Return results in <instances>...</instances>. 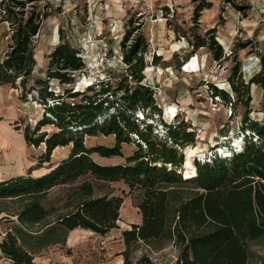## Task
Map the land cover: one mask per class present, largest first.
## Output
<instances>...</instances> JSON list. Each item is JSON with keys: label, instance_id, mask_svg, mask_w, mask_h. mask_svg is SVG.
I'll list each match as a JSON object with an SVG mask.
<instances>
[{"label": "trees", "instance_id": "1", "mask_svg": "<svg viewBox=\"0 0 264 264\" xmlns=\"http://www.w3.org/2000/svg\"><path fill=\"white\" fill-rule=\"evenodd\" d=\"M13 1L3 11L12 31L8 48L0 56V83L20 85L22 96L26 90L36 89L43 113L34 125H24L23 137L28 144L43 143L44 149L37 155V166L0 179V199L27 200L16 212L20 224L6 230L0 239V257L13 264H37L36 252L64 242L68 231L75 227L105 234L117 226L122 196L93 195L89 181L81 183L85 195L74 207L43 221L49 213L39 200L44 193L53 185L89 172L100 179H122L130 189L141 191L136 202L141 221L122 229L126 249L138 239H161L177 247L171 261H157L143 253L131 262L125 252L123 264H248L252 256L262 258L250 243L264 236V118H252L249 112L250 84H258L264 95V69L245 79L236 61L227 78L233 94L211 84L212 95H218L231 108L237 102L244 106L241 145L231 149L229 156L214 152L206 154L205 159L195 157V174L185 178L179 169L185 160L184 147L193 143L194 132L187 130L189 125L182 120L169 122L160 116L153 88L141 82L145 63L139 37L124 49L126 72L116 88L99 79L84 89L70 85L62 93H54L48 88L49 79L73 83L75 71L83 68L84 60L78 48L61 39L48 54L46 78L33 77L36 60L32 38L41 18L34 10L24 16L22 9L13 7L23 2ZM203 44L211 48L214 58L221 57V45L213 35L196 38L195 45ZM129 77L134 82L130 83ZM30 78L32 84L26 88ZM87 89L94 90L89 94ZM47 123L55 129H41ZM156 124H160V130ZM97 132L113 133L114 142L87 145L85 135ZM132 139L136 147L124 156V161L99 163L91 155L122 156V142ZM66 144H70L68 153L52 161V150ZM44 162L48 163L45 171L31 173ZM34 223L39 224L36 229L26 227Z\"/></svg>", "mask_w": 264, "mask_h": 264}, {"label": "rangeland", "instance_id": "2", "mask_svg": "<svg viewBox=\"0 0 264 264\" xmlns=\"http://www.w3.org/2000/svg\"><path fill=\"white\" fill-rule=\"evenodd\" d=\"M21 1V5L15 3L13 7L22 9L24 16L34 10L41 18L32 38L36 60L33 77L46 78L48 54L61 39L78 48L84 60L83 68L75 71L73 83L49 79L48 88L54 93H62L70 85L74 89H84L86 84L99 79L116 88L126 72L124 49L139 37L145 63L141 82L153 88L160 116L169 122H186L189 125L186 129L194 132L193 143L187 145L198 146L205 155L211 154L210 151L213 154L218 145L238 148L234 145V138H241L240 119L244 106L237 102L229 108L222 99L211 94V84L233 94L227 78L236 61L240 62L245 79L264 69V0ZM8 2L14 1L0 0V56L8 48L12 31V25L3 15ZM209 35L221 45L222 55L218 59L213 57L207 45H195L196 38H208ZM32 78L26 88L32 84ZM128 81L134 82L130 77ZM35 90H26L22 96L20 85L0 83V134L6 138L0 139V177L25 172L30 165L37 166V155L44 149L43 143L35 146L23 140L24 125H34L44 109ZM93 90L87 89L86 93L91 94ZM250 93L249 115L261 120L264 118L262 88L251 83ZM108 97L112 99L114 95L108 94ZM176 109L177 115L172 117ZM156 126L160 130V124ZM41 129L52 131L55 126L47 123ZM84 138L87 145L114 142L113 133L97 132L86 134ZM121 145L122 156H101L96 152L91 155L99 163L124 161V156L136 147V140ZM69 148L70 144L56 146L51 160L65 156ZM195 157L191 156L193 162ZM47 164L44 162L34 167L32 172L37 174L46 170ZM83 181L91 183L93 195L122 196L117 226L105 234L83 227L69 230L64 242L49 244L34 254L37 264H123L125 252L131 262L143 253L150 254L157 261L174 259L177 247L161 239L150 242L138 239L126 249L122 229L130 228L132 221H141L136 205L141 191L130 189L122 179H100L87 172L72 181L51 186L39 199L49 209L43 221L52 220L74 207L85 195L80 187ZM26 201L24 197L0 199V208L3 209L0 212L3 216L0 219V239L6 230L20 224L16 212ZM38 226L34 223L26 227L36 229ZM250 247L255 253L259 251L262 258L252 256L248 264H264V236L252 241ZM0 264L13 263L0 257Z\"/></svg>", "mask_w": 264, "mask_h": 264}, {"label": "bare ground", "instance_id": "3", "mask_svg": "<svg viewBox=\"0 0 264 264\" xmlns=\"http://www.w3.org/2000/svg\"><path fill=\"white\" fill-rule=\"evenodd\" d=\"M174 104V103H171ZM177 110V109H176ZM234 145L238 148H240L241 145V138L239 139L238 137L234 138ZM231 151V147H227V146H219L218 148L215 150V152L219 153L220 155H228ZM184 152H185V160H184V165L182 167L181 170L183 176L185 178H189L194 176L195 174V163L191 160V156L192 155H196V157L200 160V159H205V153L201 152L198 149V146L195 145H187L186 147H184ZM213 151H210L209 153H212ZM229 156V155H228Z\"/></svg>", "mask_w": 264, "mask_h": 264}, {"label": "crops", "instance_id": "4", "mask_svg": "<svg viewBox=\"0 0 264 264\" xmlns=\"http://www.w3.org/2000/svg\"><path fill=\"white\" fill-rule=\"evenodd\" d=\"M1 109V108H0ZM1 134H3V133H1ZM0 134V139L2 140V139H6V138H4L2 135ZM5 135V134H4ZM6 136V135H5ZM23 140H24V142L26 143V141H25V139H24V137H23ZM27 144V143H26ZM58 146H65V145H58ZM66 146H68V144H66ZM29 165V164H28ZM31 166V165H30ZM29 168V167H28ZM28 168H27V170H28ZM26 170V171H27ZM25 171V172H26ZM45 171V170H44ZM25 172H22V171H20V172H16V173H9V174H7L6 176H1L0 177V179H2V178H7V177H10V176H13V175H17V174H20V173H25ZM43 172V171H42ZM42 172H40V173H42ZM31 173L32 174H34L32 171H31ZM37 174H39V173H37ZM133 222V221H132ZM75 228H77V227H75ZM75 228H73V229H75ZM73 229H71L70 231H72ZM68 238V237H67ZM101 264V263H100Z\"/></svg>", "mask_w": 264, "mask_h": 264}, {"label": "built area", "instance_id": "5", "mask_svg": "<svg viewBox=\"0 0 264 264\" xmlns=\"http://www.w3.org/2000/svg\"><path fill=\"white\" fill-rule=\"evenodd\" d=\"M211 94H212V91H211ZM213 96H215L216 97V99H219L220 97L218 96V95H213ZM229 105V104H228ZM229 108H231L230 107V105L228 106ZM140 117H142V113L141 112H139V113H137ZM177 115V110L171 115L172 117H175Z\"/></svg>", "mask_w": 264, "mask_h": 264}, {"label": "water", "instance_id": "6", "mask_svg": "<svg viewBox=\"0 0 264 264\" xmlns=\"http://www.w3.org/2000/svg\"><path fill=\"white\" fill-rule=\"evenodd\" d=\"M182 167H183V165H182ZM182 167H181V169H182Z\"/></svg>", "mask_w": 264, "mask_h": 264}]
</instances>
